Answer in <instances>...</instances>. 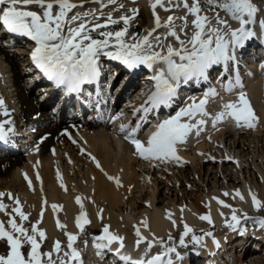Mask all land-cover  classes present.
<instances>
[{
	"label": "bare ground",
	"instance_id": "1",
	"mask_svg": "<svg viewBox=\"0 0 264 264\" xmlns=\"http://www.w3.org/2000/svg\"><path fill=\"white\" fill-rule=\"evenodd\" d=\"M120 2L125 4L126 9L133 7L139 9L135 26L131 31L142 33L145 29L152 27L150 0H136L135 3L131 0H120ZM255 3L260 8L257 16L259 21L264 19V0H255ZM98 7L99 4L88 3L78 10L84 11ZM31 10L37 9L33 7ZM111 10L112 6H109L107 11ZM157 12L162 19H166L170 14L159 8ZM113 15L118 17L121 12L116 11ZM233 25L238 26L236 22ZM254 28L257 35L247 42L243 51L237 54L239 58L237 71L243 83L242 90L258 92L256 94L260 96V92L263 93L264 90V29H261L259 23ZM1 36L12 44L13 50L23 61V68L20 69L14 53L8 51L1 42L0 98L5 100L11 115L4 117L0 111V120L14 121L11 125L6 124L5 128H15L16 131L11 137L15 136L16 141L22 133L23 136L20 139L31 143L32 151L29 150L26 157L17 150L19 142H0V192H11L13 196L19 197L23 210L26 213L32 211V214H35V219L31 223L40 218L43 206L44 216L39 227L46 230L47 239L52 244L56 239L61 240L62 244L67 241L64 231L56 227L57 218L66 224V231L78 232L75 218L80 213L81 206L76 203V197L80 196L83 210L87 213L92 225L102 226L105 223L110 226L111 232L124 237L125 247L122 252L133 259L140 258L146 248V244L143 243L139 248L135 246L137 227L148 239H153V233L156 237L165 238L182 228L185 222L194 230L200 226L210 228L211 225L199 219L200 215L210 212L212 220L218 225V229L212 232L213 237L219 241L220 246L216 247L213 237L207 236L201 253L193 254L190 258L185 257L183 261L176 264H218L220 258H224V253L227 255L229 250L240 251L239 255L235 256L238 261L246 259L248 254L253 264L264 261V230L246 229L241 234L239 229L234 231L227 228L225 220L230 218L231 209L222 207L212 199L219 197L224 200L238 210V215L251 210L257 211L251 202L250 189L261 201H264V118H260V115L264 117V95L261 96V111H255L259 117L255 129L237 128L234 122L229 120L231 125L223 122L218 125L219 130H216L212 128L209 121L206 130L199 137L192 135L186 144L178 146V154L187 163L181 165L161 163L157 167L154 166V162L134 155V146L119 132L121 123L129 121L134 123L132 110L139 107L146 99V90L152 88L153 81L146 82L145 76H142L135 90L126 94L128 86L134 84L135 77L128 79L126 66L118 61L103 58V72L100 80L103 84L95 101L97 111L101 110V104H106L108 89L105 87L110 86L109 80L106 82L107 70L114 69L116 73L113 71V77L123 72L125 74L120 86L113 94L111 93L117 106L120 99L126 104L124 109H120V113H118V107L115 111L113 109L111 117H115L116 124L112 125L114 121L110 123L102 115L96 117L95 107L88 104L87 99H81L82 103L86 102L84 109L77 108L74 105L76 98L73 93L66 98L61 108L53 109L52 104L58 100L60 93L63 95L65 92L63 89H57L53 82L44 78L33 65L30 52L35 47L34 42L26 37L8 34L3 31L2 26H0ZM222 70L223 66H214L210 70L209 84L190 82L182 86L178 101L168 109L169 112L166 110L164 116L160 113L158 119H148L152 124L146 123L141 130L144 134L140 136L141 132H139L138 138L146 141L159 120L175 114L176 107H182L186 102L190 103L189 97L201 98L210 87H215L223 98L222 100L216 98L215 101L209 102L210 113L215 114L220 111L223 102L235 101L237 96L226 93L221 87L218 77ZM216 71L217 74L212 76ZM234 74L230 66L229 75ZM24 76L28 77L29 84L24 82ZM224 80L227 82V77ZM88 88V85L84 86V89ZM239 90L236 89L237 92ZM38 96L42 97L44 103L38 100ZM184 99L186 101L182 103ZM213 102L217 104L216 110L212 105ZM106 107L109 113L110 105ZM121 113H123L122 116ZM86 114H90L92 122H87L83 118ZM116 117L119 118L116 119ZM124 119H126L125 122H123ZM65 131L70 133V136L64 134ZM26 133L28 135H25ZM45 137L46 139L42 141ZM208 137H211V140ZM226 155L238 161L239 166L233 161L224 159ZM207 156H213L215 160L207 159ZM92 157L99 161L100 168L96 166ZM137 166L140 171H137ZM152 169L154 173H161L162 180H158L156 174L152 175ZM25 174L28 179H25ZM37 174L40 179H37ZM109 176L118 177L122 186H118L114 180H109ZM29 179L32 182L31 188L28 184ZM61 180L65 187H61ZM144 183L149 184V190H146ZM236 189L244 195L243 201L238 197L233 199ZM194 190L202 191V195H196ZM224 192L230 195L225 197ZM45 199L46 205L43 204ZM3 200L4 203L12 206L13 202L7 196ZM52 204L61 205L62 210L54 213ZM26 206H29L28 209H25ZM127 207L130 209L128 210ZM182 207L183 218L181 219ZM101 209H103L102 220L97 215ZM168 211L173 214L176 226H173L167 218ZM221 212L224 213L223 216L220 215ZM7 218L4 213H0V220ZM144 221L148 224L147 228L143 226ZM253 244L254 247H252ZM77 246L81 249L78 241ZM115 247L116 245H113V248ZM155 247L148 254L149 256L162 251L161 248ZM252 248L254 250L250 252ZM81 252L84 264H92L93 261L96 264H107L108 260L109 264L114 262L121 264V261L112 253L107 254L104 259L97 257L92 239ZM203 259L204 261L201 262ZM222 261L229 264L226 258ZM244 263L248 264L247 261Z\"/></svg>",
	"mask_w": 264,
	"mask_h": 264
},
{
	"label": "snow or ice",
	"instance_id": "2",
	"mask_svg": "<svg viewBox=\"0 0 264 264\" xmlns=\"http://www.w3.org/2000/svg\"><path fill=\"white\" fill-rule=\"evenodd\" d=\"M131 2L135 3L136 0ZM88 3L99 4V7L78 10ZM0 6H3L0 7V26L3 31L34 42L35 47L30 52L33 65L57 89H63L65 94L83 93L84 86L98 82L103 72V58L118 61L129 70L144 66L153 71L150 77L154 82L152 88L146 90L143 103L132 110L134 126L132 121L121 123L119 132L134 146V155L154 162V166L158 167L161 163H187L178 154V146L186 144L192 135L199 137L206 130L209 121L216 130H219V124L228 120H232L237 128L257 127L259 117L242 90L243 83L237 71V54L257 35L254 26L259 23L261 29H264V19L257 21L260 8L255 0H150L153 24L142 33L131 31L139 9H126L120 0H0ZM109 6H112L111 11H107ZM33 7L37 10H31ZM157 8L170 14L162 19ZM116 11H120L121 15L114 16ZM180 12L183 14L178 15ZM233 22L238 26L233 27ZM214 66H223L218 79L226 93L237 96L235 101L223 102L220 111L210 113L209 102L216 98L223 99L215 87H210L201 98L189 97L190 103L186 102L175 114L159 120L146 141L138 138L144 125L150 122V114L161 108H171L177 102L182 86L190 82L209 81V72ZM230 66L234 75H229ZM225 77L227 82H224ZM236 89L240 90L237 92ZM0 111L4 117L11 115L3 98H0ZM13 123L11 119L0 120V141H10L16 130L14 127L6 129L5 125ZM64 134L70 136L67 131ZM43 139L46 137L42 141ZM208 139L211 140V137ZM92 159L100 168L99 161L95 157ZM207 159L215 160V157L207 156ZM224 159L239 166V162L234 161L232 156L226 155ZM25 179H28L26 174ZM37 179H40L38 174ZM108 179L122 186L118 177L109 176ZM28 184L31 188L30 179ZM61 187H65L62 180ZM223 195L227 197L230 193L224 192ZM249 195L254 208L258 211L264 208V201L251 189ZM5 196L13 202L12 206L4 203ZM236 197L241 201L245 199L239 189L234 190L233 199ZM212 199L222 207L231 209L230 218L225 220L230 229H243L244 223L251 221L264 230V217L254 218L247 213L238 215V210L224 200L219 197ZM76 203L81 206V211L75 218L78 232L66 231V224L57 218L56 227L64 231L67 241L62 244L61 240L56 239L51 249L45 251L43 246L47 233L44 228L39 227L44 207L41 208L40 218L26 226L31 214L23 210L19 197L13 196L11 192H0V213L8 217L0 220V243L8 247L6 254H0V264H84L77 241L85 234L86 226L91 221L83 210L80 196L76 197ZM43 204H47L46 199ZM51 208L54 213L62 210V206L57 204H52ZM102 212L103 209L97 214L101 220ZM220 215L223 216L224 213L221 212ZM167 218L176 226V220L170 211ZM199 219L209 225L214 224L210 212L200 215ZM142 223L145 228L148 227L146 221ZM183 228L179 237V245L183 248L188 247L185 238L189 234L193 251L197 246H204L205 236L213 237L211 231L197 235L186 222ZM135 234L137 248L142 243L146 244L140 258L133 259L122 252L125 247L124 237L111 232L107 224L103 226L100 235L92 236L95 255L104 259L107 254L112 253L124 264H176L187 255L178 251L175 244H168L164 238L156 237L154 233L153 239L149 240L137 227ZM173 239L169 234L167 241ZM83 243L86 246L88 242L84 240ZM213 243L216 247L220 246L214 237ZM113 245L116 247L113 248ZM155 246H160L162 251L149 256Z\"/></svg>",
	"mask_w": 264,
	"mask_h": 264
},
{
	"label": "rangeland",
	"instance_id": "3",
	"mask_svg": "<svg viewBox=\"0 0 264 264\" xmlns=\"http://www.w3.org/2000/svg\"><path fill=\"white\" fill-rule=\"evenodd\" d=\"M178 15H182L183 13L182 12H180V13H177ZM233 24H234V22H233ZM233 27H235V25H233ZM4 43V46H5V48L8 50V51H10V52H12V53H14V55L16 56V59L18 60V63H19V67H20V69L21 68H23V65H22V63H23V61L21 60V58L20 57H18L17 56V54H16V52L13 50V47L11 46L12 44L11 43H8V41L4 38V36H1L0 37V43ZM113 68V67H112ZM216 70H218V69H216ZM113 71H114V69H112V71H111V68H109L108 70H107V72H106V82L109 80V82H110V86H109V88H108V90L106 91V100H108V101H111L112 102V104H113V107L114 108H117L118 107V113H120V111L122 110V109H124L125 107H126V104H125V102H124V100L122 101V99H120V102H119V106H117V104H115V100H113L112 98V96H111V93L113 94L114 92H115V90L120 86V82H121V80L124 78V72L122 73V74H116L114 77L112 76L114 73H116L115 71H114V73H113ZM215 74H217V71L215 72V73H213L212 74V76L214 75L215 76ZM140 76V74L138 75V78H142V77H139ZM137 78V77H136ZM211 81V80H210ZM24 82L26 83V84H29V79H28V77L27 76H24ZM212 82V81H211ZM224 82H225V80H224ZM206 84H209V81H206L205 83H204V85H206ZM263 87H264V80H263ZM112 91V92H111ZM246 94H247V97H248V99H249V101H250V103L252 104V106H253V109H254V111H256V112H259V111H261V109H262V106H261V100H262V97L261 96H263L264 94V90H263V93H262V91L260 92V96H258V94H256V93H258V92H256V93H254L253 91L252 92H249V91H246L245 92ZM261 97V98H260ZM38 100L41 102H43L44 103V101H43V99H42V97L41 96H38ZM178 101V100H177ZM186 101V99H184V101L182 102V103H184ZM214 104H215V106H214ZM212 105H213V107L215 108V110L217 109L216 107V103H212ZM53 108V107H52ZM178 108H179V106L178 107H176V111L178 110ZM214 108H213V110H214ZM121 109V110H120ZM110 116V115H109ZM83 118L87 121V122H89L90 121V114H86V115H84L83 116ZM260 118H264L262 115H260ZM89 119V120H88ZM114 119H115V117H113V118H111V119H106V121H110V123H111V121H114ZM126 121V119H124L123 120V122H125ZM90 122H92V120L90 121ZM227 123V125L229 124V125H231V122L228 120V121H226ZM109 123V122H108ZM116 124V122L114 121L113 122V124L112 125H115ZM134 124H135V121H134V123H133V126H134ZM66 130V129H65ZM146 131V130H145ZM141 133H140V136L142 135V134H144V131H140ZM25 135H28V133H26ZM22 136H23V134L22 133H20V138H22ZM19 138V140L18 141H14V143H17V142H19L18 143V147H17V150H19L20 152H22V154H24L26 157H27V155H28V153L30 152V151H32V150H30V149H32V146H31V143L29 144V143H27V142H24L23 140H21ZM1 142V141H0ZM75 144H77V142L75 141ZM24 145V146H23ZM19 147H21L20 149H19ZM30 150V151H29ZM27 161H29L30 162V160L29 159H27ZM217 165H219L218 163H217ZM167 166H168V164H167ZM137 171H140V168L137 166ZM152 171V175L154 174H156V177L158 178V180H162V175H161V173H159V172H155L154 173V170L152 169L151 170ZM141 180V179H140ZM145 184V186H146V190H149V184H147V183H144ZM148 186V187H147ZM148 188V189H147ZM194 192H195V194L196 195H198V196H201L202 195V191H198V190H194ZM126 206H128V204L126 205ZM27 207H29V206H26V208L25 209H28ZM127 209L129 210L130 208L129 207H127ZM29 213L31 214L30 215V218H29V222H27L26 223V226H30V223L32 222V220L33 219H35V214H32V211H29ZM243 213H247L250 217H254V218H258V217H264V208H262L261 210H257V211H254V210H251L250 211V213L249 212H243ZM242 213V214H243ZM240 215V214H239ZM105 225V223H103V225L102 226H94V225H92V223L90 224V225H88V226H86V232H85V234L83 235V236H81L80 237V239L78 240V242H79V245L81 246L80 248V250H82V249H84V247H85V244L83 243V241L84 240H87V242L89 241V240H91L92 239V236H93V234H97V235H100L101 233H102V228H103V226ZM214 227V224L213 225H211V227L210 228H205V227H203V226H200L198 229H195L194 231H195V233L197 234V235H203V233H205V232H208V229H212L213 227ZM225 226H226V224H225ZM227 227V226H226ZM227 228H229V227H227ZM218 229V228H217ZM243 229H248V230H259L260 228H259V226L258 225H256V224H254L253 222H251V221H248V222H246V223H244V225H243ZM243 229H239V231L240 232H242V231H245V230H243ZM216 229H213L211 232H214ZM183 231H184V228L182 227V228H180V229H178L176 232H174V233H172L171 235H172V237L174 238L172 241H167V237L168 236H166L164 239L166 240V242L168 243V244H175L176 245V247H177V249H178V251H180L182 254H184V253H187V255H185V257H191V255H193V254H198V253H201L203 250H204V247H205V244H206V238H207V236H205L204 237V246L203 247H201V246H197L196 247V250L195 251H193L192 249H193V246H192V244L190 243V237H191V234H189V237H186L185 238V241H186V243H188V247L187 248H183V247H181L180 245H179V237H180V235L183 233ZM91 233V235L90 234H88V233ZM149 240H151V239H149ZM51 245H52V243H51V241H49L48 239L46 240V242H45V245L43 246V250H45V251H48V250H50L51 249ZM252 247H254V244L252 245ZM155 248H161V247H159V246H156ZM27 249H25V251H26ZM241 250V249H240ZM254 249L252 248V249H250V252L251 251H253ZM8 251V247H7V245L6 244H4V243H0V254H6V252ZM229 253L227 254V255H225V253H224V258H226V260L229 262V264H245L244 262L245 261H247L248 262V264H253L252 263V261H251V259L249 258V254H248V257H246V259H244L243 261H238L237 260V258L235 257L236 255H239V252L240 251H236V250H234V251H228ZM230 252H232V254L230 253ZM226 253H227V250H226ZM223 257L222 258H220V261L218 262V264H225L222 260L224 259ZM204 261V259L203 260H201V262H203ZM222 261V262H221ZM107 262V264H109L108 262H109V260L108 261H106ZM264 261H262V262H258L257 264H262ZM92 264H96L95 263V261H93L92 262Z\"/></svg>",
	"mask_w": 264,
	"mask_h": 264
}]
</instances>
